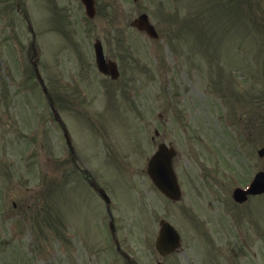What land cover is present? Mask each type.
Returning <instances> with one entry per match:
<instances>
[{
  "label": "rangeland",
  "instance_id": "1",
  "mask_svg": "<svg viewBox=\"0 0 264 264\" xmlns=\"http://www.w3.org/2000/svg\"><path fill=\"white\" fill-rule=\"evenodd\" d=\"M141 13L158 41L129 26ZM97 39L123 74L116 84L96 72ZM262 118L264 0H97L94 21L77 0H19V11L0 0V264H264V196L242 207L230 197L264 171ZM159 142L177 151L179 202L146 175ZM85 173L106 188L110 216ZM162 219L182 239L163 259Z\"/></svg>",
  "mask_w": 264,
  "mask_h": 264
},
{
  "label": "water",
  "instance_id": "2",
  "mask_svg": "<svg viewBox=\"0 0 264 264\" xmlns=\"http://www.w3.org/2000/svg\"><path fill=\"white\" fill-rule=\"evenodd\" d=\"M84 4L87 13L91 16L93 14V0H81ZM140 30H145L149 35L156 36L151 26L147 25L146 16L142 15L133 22ZM97 63L100 69L104 68V62H99L100 59V47L96 45ZM37 78L40 80V76L36 71ZM41 81V80H40ZM174 155L173 150H167L165 146L161 145L158 151L151 157L147 166V173L153 183L169 198L177 200L179 198V189L171 169V157ZM264 192V176L262 174L257 175L253 184V189L250 193ZM243 197L238 192L235 193V198L239 199ZM169 243L167 246L166 243ZM178 245V235L174 230L165 222L160 223V231L156 240L157 250L165 255L174 250Z\"/></svg>",
  "mask_w": 264,
  "mask_h": 264
},
{
  "label": "flooded vegetation",
  "instance_id": "3",
  "mask_svg": "<svg viewBox=\"0 0 264 264\" xmlns=\"http://www.w3.org/2000/svg\"><path fill=\"white\" fill-rule=\"evenodd\" d=\"M240 129H241L240 136H244L245 139H247V141L251 140V139H248V135H250L251 138H255L254 132L252 129V120L251 119L249 120L248 123H246V120H245L244 123H242L240 125ZM252 141H253V139H252Z\"/></svg>",
  "mask_w": 264,
  "mask_h": 264
}]
</instances>
